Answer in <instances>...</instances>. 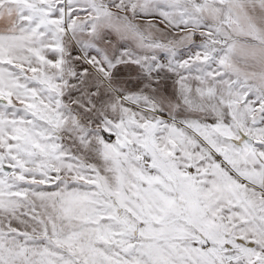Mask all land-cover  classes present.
<instances>
[{"label":"snow or ice","instance_id":"obj_1","mask_svg":"<svg viewBox=\"0 0 264 264\" xmlns=\"http://www.w3.org/2000/svg\"><path fill=\"white\" fill-rule=\"evenodd\" d=\"M0 264H264V0H0Z\"/></svg>","mask_w":264,"mask_h":264}]
</instances>
